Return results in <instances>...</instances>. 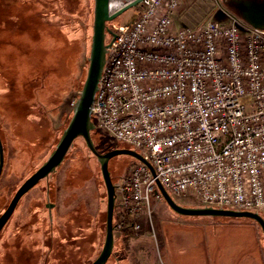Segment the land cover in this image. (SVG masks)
Instances as JSON below:
<instances>
[{
    "label": "rangeland",
    "instance_id": "rangeland-1",
    "mask_svg": "<svg viewBox=\"0 0 264 264\" xmlns=\"http://www.w3.org/2000/svg\"><path fill=\"white\" fill-rule=\"evenodd\" d=\"M94 5L95 0H0V136L5 152L0 215L14 190L55 149L70 121L69 102L78 98L88 72ZM137 13L133 6L108 25L127 24ZM176 13L175 28L195 26L178 18L199 24L228 17L222 0H181ZM93 120L97 122L95 116ZM94 130L100 152L134 149L99 127ZM135 161L127 154L112 157L113 181L128 174ZM56 178L61 187L54 230L49 227L42 180L21 198L1 230L0 264H90L100 254L106 235L107 191L100 163L83 138L74 141L51 182ZM67 191L78 196L74 206L70 207ZM174 198L184 206H202L191 195ZM260 214L264 217V211ZM137 221L141 228L131 226L127 236L115 229L114 249L106 264H169L167 250L178 249L176 232L187 238L190 251L201 254L222 251L235 237L251 241L255 232L264 248V232L255 219L182 215L161 196L152 199L150 214H141ZM73 238L79 240L72 244ZM242 248L253 252L258 244H232L229 253Z\"/></svg>",
    "mask_w": 264,
    "mask_h": 264
},
{
    "label": "built area",
    "instance_id": "built-area-1",
    "mask_svg": "<svg viewBox=\"0 0 264 264\" xmlns=\"http://www.w3.org/2000/svg\"><path fill=\"white\" fill-rule=\"evenodd\" d=\"M128 1L112 0L111 11ZM180 2L142 0L133 20L109 25L93 104L96 127L155 167L156 177L137 160L114 181L135 230L162 197L156 178L202 206L264 211V29L229 13L174 28Z\"/></svg>",
    "mask_w": 264,
    "mask_h": 264
},
{
    "label": "water",
    "instance_id": "water-1",
    "mask_svg": "<svg viewBox=\"0 0 264 264\" xmlns=\"http://www.w3.org/2000/svg\"><path fill=\"white\" fill-rule=\"evenodd\" d=\"M141 1L142 0H129L124 6L113 12L111 11L112 0H95L93 34L88 72L81 92L76 100V104L73 107L70 121L64 129L55 149L51 152L48 158L35 172L26 178L15 191L6 209L0 215V232L12 216L21 198L41 180L49 177L55 172L63 163L76 138L82 137L88 149L97 157L100 163L102 176L107 190L105 241L100 254L90 264L107 263L114 249L116 229L114 223L116 190L109 167L111 158L119 154L130 155L136 160L144 162L149 167L153 176H157L153 164L136 149L115 148L107 152H100L97 149L92 136V131L96 128L92 116L93 104L98 89L99 79L106 60L107 48L109 46L107 36L110 35L113 36V38L115 37V33L112 31L108 23L125 10L137 6ZM253 24L255 27L264 29V25ZM4 161L5 152L0 136V178L2 176ZM156 184L157 192H160L169 207L179 214L246 216L255 219L261 225L264 232V217L258 212L232 208H217L212 206H184L167 191L158 178H156Z\"/></svg>",
    "mask_w": 264,
    "mask_h": 264
},
{
    "label": "crops",
    "instance_id": "crops-1",
    "mask_svg": "<svg viewBox=\"0 0 264 264\" xmlns=\"http://www.w3.org/2000/svg\"><path fill=\"white\" fill-rule=\"evenodd\" d=\"M224 8L231 15H235L245 21L247 24L255 27L253 23L258 25H264V0H222ZM178 15L176 12L174 16ZM228 15V14H227ZM223 19V18H221ZM226 20L228 19L225 18ZM185 25H196L198 22L179 20ZM173 22L175 18L173 17ZM175 28V27H174ZM258 28V27H256ZM50 227V225H49ZM53 231V230H52ZM183 234L175 233L174 242L178 246V249L167 250V258L169 264H264V248L256 235L252 237V243L258 244V249L253 252L246 251L242 248L238 253H229V247L232 244L246 245L251 241L241 240L238 237L233 238L234 241L231 245L224 246L222 251L204 252H192L188 249V240ZM255 241V242H253Z\"/></svg>",
    "mask_w": 264,
    "mask_h": 264
},
{
    "label": "flooded vegetation",
    "instance_id": "flooded-vegetation-1",
    "mask_svg": "<svg viewBox=\"0 0 264 264\" xmlns=\"http://www.w3.org/2000/svg\"><path fill=\"white\" fill-rule=\"evenodd\" d=\"M51 154V153H50ZM58 169V168H57ZM56 174V171L53 172L49 177L43 179L45 181L44 184V189H45V195H46V202L44 203V206H46L47 211H48V222L49 225L51 227L52 230H54V222H53V213L55 211H59V205H60V200L58 198L59 195V190L58 188H60V184L57 183V178L56 181L53 183L51 182V179L54 177V175ZM53 176V177H52ZM42 181V180H41ZM40 183V182H39ZM17 190V189H16ZM15 190V191H16ZM67 200L72 201V205L74 206L75 203H77L78 201V196L77 194H75V192L71 191V193L69 194V192L67 191L66 194ZM20 202V201H19ZM18 206V205H17ZM16 210V209H15ZM14 213V212H13ZM13 215V214H12ZM11 218V217H10ZM9 221V220H8ZM7 224V223H6ZM79 239H71L69 240L70 242H72V244L74 243V241H78ZM54 243V238L52 237L50 239V244L53 246Z\"/></svg>",
    "mask_w": 264,
    "mask_h": 264
},
{
    "label": "trees",
    "instance_id": "trees-1",
    "mask_svg": "<svg viewBox=\"0 0 264 264\" xmlns=\"http://www.w3.org/2000/svg\"><path fill=\"white\" fill-rule=\"evenodd\" d=\"M94 131L95 130L92 131V136L94 134ZM93 138H94V136H93ZM76 139H82V137H78ZM136 162H137V160L134 163H136ZM100 170H101V166H100ZM101 174H102V172H101ZM0 180H1V178H0ZM103 181H104V179H103ZM104 184H105V182H104ZM14 193H15V190H14ZM106 199H107V192H106ZM6 207L3 210H5ZM106 210H107V206H106ZM114 223L116 225V229L124 232V234L127 236V232L129 231L130 227L132 226V221L120 211L118 204H116V206H115ZM120 223L122 224V227H118V224H120Z\"/></svg>",
    "mask_w": 264,
    "mask_h": 264
}]
</instances>
